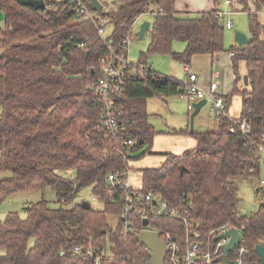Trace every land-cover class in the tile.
<instances>
[{"label": "trees", "instance_id": "trees-1", "mask_svg": "<svg viewBox=\"0 0 264 264\" xmlns=\"http://www.w3.org/2000/svg\"><path fill=\"white\" fill-rule=\"evenodd\" d=\"M54 2L34 10L16 0H0V172L10 175L0 179V202L15 192L49 188L56 204L41 200L26 206L24 217L9 213L0 220V264H93L71 256L74 247L88 244L95 254L103 253L97 264H148L145 247L120 221L125 191L107 193V176L129 171L130 162L149 154L157 132L148 122L146 102L179 96L183 82L149 67L130 75L115 98L121 134L112 136L100 123L99 74L92 71L106 48L90 22L69 12L65 1ZM174 2L115 0L114 7L98 14L108 19L106 38L116 47L131 33L133 22L145 16L150 21L147 54L170 55L188 66L195 55L226 51L216 7L178 12ZM237 2L247 13L249 38L246 45L228 49L234 81L223 101L227 109L232 96L241 97L236 122L250 125L249 138L229 132L224 118L217 132L172 130L191 136L196 146L179 155L166 153L158 168L140 170L139 191L160 193L171 204L191 202L188 213L201 231L230 223L242 234L248 264H259L254 247H264V194L253 213L241 214L233 178L252 183L260 174L261 154L254 143L264 132V23L257 18L264 0H255L254 10L246 0ZM85 3L91 10L89 0ZM175 41L185 44L183 51L172 50ZM126 138L133 140L131 146L122 143ZM84 191L96 196L102 209L74 202ZM149 226L169 228L170 222L153 219ZM134 230H141V221Z\"/></svg>", "mask_w": 264, "mask_h": 264}, {"label": "built area", "instance_id": "built-area-1", "mask_svg": "<svg viewBox=\"0 0 264 264\" xmlns=\"http://www.w3.org/2000/svg\"><path fill=\"white\" fill-rule=\"evenodd\" d=\"M42 1L45 5L44 9L52 7L54 1H65L68 11L74 13L82 21L90 22L94 26L98 38L103 42L106 54L99 59L97 66L92 67V71L99 74L95 94L101 104L99 112L101 126L112 136L119 138L122 124L118 117L121 111L115 106V98L124 90L126 80L130 75L142 73L148 69L144 63L134 64L127 58L131 33L117 47L113 46L112 41L106 38L108 35L106 32L108 19L99 16L92 9L90 10L83 0ZM225 3L229 4L230 1L226 0ZM216 16L222 21L225 29L232 28L228 18L229 13L218 10ZM137 21L138 18L133 22L132 28ZM79 46L84 47L85 44L80 43ZM230 55L232 56V53ZM186 73L187 80L182 81L184 90L178 97L187 98L188 109L192 111L193 102L204 99L206 104L209 105L215 120L226 119L230 123L229 132H238L248 139L250 125L245 120L236 122V119L230 117L223 98L217 93V84L210 82L207 88L200 87L197 84V75L188 69H186ZM122 143L131 146L133 140L131 138L122 139ZM254 150L259 154L264 153V132L259 136L258 143H254ZM128 172H111L107 176V193H111L115 188L125 191L120 214L124 231L130 232L135 237L143 230L155 232L166 249L164 264H248L246 259L248 251L238 229L226 222L207 232L201 231L198 221L188 213V210L192 207L191 202L186 203V201L180 199L178 203L171 204L160 193H142L133 189L130 185ZM260 184L262 185L264 182L260 181ZM90 197L92 200H98L94 195ZM78 198H75L74 202H87L84 197L81 198V201ZM153 219L169 220L170 226L169 228H150L149 221ZM138 220L141 221L140 231L134 230ZM144 221H146V225L143 224ZM231 229L238 231L240 239L233 250L226 254L227 262L224 263L222 260L217 259L225 255V247L230 241V236H227V233ZM146 251L149 253L148 249ZM102 254V252L95 254L91 244H88L86 248L74 247L71 251L72 257L79 256L91 261L93 264L98 263ZM60 255H63V252H60Z\"/></svg>", "mask_w": 264, "mask_h": 264}, {"label": "rangeland", "instance_id": "rangeland-1", "mask_svg": "<svg viewBox=\"0 0 264 264\" xmlns=\"http://www.w3.org/2000/svg\"><path fill=\"white\" fill-rule=\"evenodd\" d=\"M85 2V0H83ZM226 0H222L220 4V8L223 12L229 13V20L232 24V29H225L224 31V48L228 50L230 46L236 45L234 42V34L235 32H241L247 36L248 34V16L247 13L242 11L243 6L237 2V0H229L231 5H225ZM90 2V1H89ZM98 2L102 5L103 12L108 11L110 8L114 7L115 0H98ZM248 7L251 8V0H247ZM242 7V8H241ZM251 10H254L253 8ZM258 20L264 23V11L258 13ZM147 20L146 17H142L139 21H137L131 31V37L128 42L127 48V58L130 62L137 64L139 62H145L147 67L151 68L153 71L160 73L165 76H172L177 78L180 81L185 82L187 80V73L183 71L182 64L173 60L170 55H158V54H147V49L149 45V39L147 34L140 40H137L136 32L138 30V26L141 21ZM139 22V23H138ZM3 27V21H0V28ZM106 32H110V26H106ZM185 44L183 42L175 41L172 44V50L174 52H181L184 50ZM193 61L191 60L190 65L187 67L192 68ZM198 66L206 65V60L199 59L197 61ZM194 68H192L193 70ZM217 70V68H215ZM243 69V65H239V71ZM229 71V69H228ZM230 73H232V69L230 68ZM226 74V72H225ZM226 80V79H225ZM197 84L200 87L202 86V81L200 82L198 78ZM231 92V91H230ZM237 95L232 96L230 104L231 109H233L237 103ZM187 103L188 100L185 97L173 96L166 99V103L158 99H149L146 102V110L149 114L148 122L153 125L156 130H161L162 128H167L172 122H177L180 119H183L184 115H187ZM204 111H207L211 119H214V116L211 114L209 109V105H205ZM188 113V116L191 115ZM167 124V125H166ZM208 124V123H206ZM197 126L195 122L193 126ZM177 126V125H176ZM190 130V124H189ZM197 131V127L194 128V131ZM207 131V130H206ZM59 174L63 175V171H58ZM138 171L133 168L129 169L128 175L136 177ZM10 175L4 172H0V179H8ZM233 180L238 184L239 190L237 193L238 199L240 200L238 205V210L243 215H250L253 213L259 204L263 202L262 195L264 194V184H260V181L264 182V153L261 154L260 160V174L258 179H255L250 182H245L242 180H238L237 178H233ZM131 181V179H130ZM84 197L88 202L89 207L95 210L102 209L103 205L99 200H92L88 191H84L80 194L78 200L81 201V198ZM41 200H45L49 203L51 207H55L54 203V193L49 189L45 188V190H37V191H21L15 192L8 196L5 200L0 202V220H3L7 214L9 213H18L19 216L24 217L25 212L24 209L26 206L30 204L37 203ZM2 252L0 251V255Z\"/></svg>", "mask_w": 264, "mask_h": 264}, {"label": "crops", "instance_id": "crops-1", "mask_svg": "<svg viewBox=\"0 0 264 264\" xmlns=\"http://www.w3.org/2000/svg\"><path fill=\"white\" fill-rule=\"evenodd\" d=\"M221 1L222 0H218V3L216 4V0H175L174 8L178 12L188 11L192 13L207 12L214 7H216L218 10H221L220 8ZM254 3L255 0H251L250 9L252 8L254 9ZM225 5L228 6L231 4L225 3ZM142 17L145 16L139 17L138 21ZM248 38L249 35L247 34V39ZM230 47H237V44ZM230 53L231 52L226 50L225 52H221L215 55H209V54L195 55L191 58V60L193 61L191 66L194 69L192 70V68L183 66V71L186 72V69H188L189 71L195 73L197 75V78H199L200 82L202 81L203 84L202 86H204V88H207L210 82H215L217 84V93L219 96L223 98L230 93L234 81V76L232 75V73H230V68H231ZM199 59L206 60V65L198 66L197 61ZM215 68H217V70ZM237 100H238L236 101L237 105L233 109H231V104H229L227 108V113L230 115V117L234 119L239 118L241 113V97L237 96ZM163 102L166 103V99ZM204 109H205V105L200 108L198 114L194 117L193 124L196 122L197 126L196 125L193 126L192 132L194 131L195 127H197V131L195 130V132H205L206 130L209 132H217L219 127L218 121L211 119L207 111H204ZM187 112L190 114V110L188 109V106H187ZM188 113L186 116L184 115L183 119H180L176 123L172 122L169 125L166 124L167 128L165 129L162 128L161 130L159 129L156 130L154 126L151 125L155 129L157 134L153 137L149 154L144 156L140 160L129 163V169L135 168L138 171L136 177L130 176L131 177L130 185L132 186L133 189L139 190L142 186L140 170L158 168L164 162L163 155L166 153L179 155L185 150L194 148L196 146V141L191 136L170 133V131L172 130H182L184 132L185 131L190 132L189 131L190 115L188 116ZM69 174L71 173H67V175Z\"/></svg>", "mask_w": 264, "mask_h": 264}, {"label": "water", "instance_id": "water-1", "mask_svg": "<svg viewBox=\"0 0 264 264\" xmlns=\"http://www.w3.org/2000/svg\"><path fill=\"white\" fill-rule=\"evenodd\" d=\"M16 1L20 5L31 7L34 10H43L45 7L44 2L42 0H16ZM89 1H90L91 9L96 13H100L102 10V5L98 2V0H89ZM0 21H3V15L1 12H0ZM149 29H150V22L147 20L142 21L139 24L138 30L136 32L137 40L142 39L144 35L149 31ZM234 42L237 44L238 47H241L247 44L248 39L245 34L241 32H235ZM243 80H244V85L246 86L248 84L247 77L244 76ZM204 105H206V101L204 99L193 103V111L189 116L190 132H192L194 117L198 114L200 108ZM182 172H183V167H180V173ZM82 205L84 207H89L87 202H83ZM143 224L146 225V221H144ZM227 236H230V241L225 247L224 250L225 255L217 259V260H222L224 263L227 262L226 254L233 250V247L238 243L240 239V234L235 229H231L227 233ZM135 241L149 250L148 264H164L166 249L162 241L159 239V236L155 232L143 230L136 235ZM254 252L258 256L259 264H264V247L261 245H257L254 247Z\"/></svg>", "mask_w": 264, "mask_h": 264}]
</instances>
